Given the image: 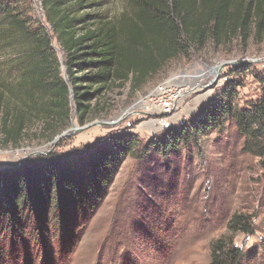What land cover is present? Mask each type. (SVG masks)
Here are the masks:
<instances>
[{"label":"trees","instance_id":"16d2710c","mask_svg":"<svg viewBox=\"0 0 264 264\" xmlns=\"http://www.w3.org/2000/svg\"><path fill=\"white\" fill-rule=\"evenodd\" d=\"M101 1L40 0L42 24L33 21L22 0H0V50L8 58L0 76V149L19 147L34 127L52 140L67 127L70 97L83 125L88 115L102 112L90 101H98L116 81L130 76L138 89L169 60L209 41L219 46L251 36L264 39V0H130L133 16L122 23L102 17ZM52 36L65 54L63 62ZM260 85L259 97L241 107L234 87H225L189 120L144 143L127 130L82 156L34 157L0 169L1 232L13 246L28 223L39 248L46 245L51 226L67 238L69 227L100 207L126 158H168L198 148L199 136L228 122L242 139V152L264 167V78ZM257 216L244 208L228 216L225 231L209 242L210 264H242L235 237L253 232Z\"/></svg>","mask_w":264,"mask_h":264},{"label":"rangeland","instance_id":"374dc122","mask_svg":"<svg viewBox=\"0 0 264 264\" xmlns=\"http://www.w3.org/2000/svg\"><path fill=\"white\" fill-rule=\"evenodd\" d=\"M22 1L33 21L44 24L40 0ZM100 3L106 20L122 23L133 16L130 0ZM52 47L63 62L65 54L53 36ZM5 54L0 50V76L6 74ZM263 78L264 39L251 36L246 42L236 39L219 46L209 41L186 57L169 60L138 89L132 88L130 76L126 82L109 85L98 101H90L102 112L88 115L83 125L76 116L75 98L70 97L65 135L53 142L54 138L47 140L39 128H32L19 147L0 149V169L34 157L82 156L110 135L127 130L144 143L168 126L189 120L225 87H234L240 107L255 101ZM168 81L183 89L174 110L155 118L138 113L141 108L134 104H143L156 87ZM89 123L96 124L78 130ZM197 141L198 148L183 149L168 158H126L100 207L69 227L67 238H60L59 229L51 226L46 245L39 248L37 234L28 223L24 237L13 246L0 230V264H210L209 242L225 231L228 216L242 208L258 213L253 232L235 237L243 251L242 264H264V167L260 159L242 152V139L231 122Z\"/></svg>","mask_w":264,"mask_h":264},{"label":"built area","instance_id":"2783aa9c","mask_svg":"<svg viewBox=\"0 0 264 264\" xmlns=\"http://www.w3.org/2000/svg\"><path fill=\"white\" fill-rule=\"evenodd\" d=\"M183 89L172 84H161L144 100L138 113L153 118L170 114L183 95Z\"/></svg>","mask_w":264,"mask_h":264},{"label":"water","instance_id":"95a60500","mask_svg":"<svg viewBox=\"0 0 264 264\" xmlns=\"http://www.w3.org/2000/svg\"><path fill=\"white\" fill-rule=\"evenodd\" d=\"M225 64V63H224ZM221 66H223V64H221ZM213 82V81H212ZM211 84V83H210ZM94 124H96V123H89V124H87V125H85V126H83V127H80V128H78V130L79 131H82V130H84V129H87L88 127H90V126H92V125H94ZM99 124H101V123H99ZM65 133L66 132H62V133H60L59 135H56L55 137H54V139H53V142H57L61 137H63L64 135H65Z\"/></svg>","mask_w":264,"mask_h":264},{"label":"bare ground","instance_id":"6f19581e","mask_svg":"<svg viewBox=\"0 0 264 264\" xmlns=\"http://www.w3.org/2000/svg\"><path fill=\"white\" fill-rule=\"evenodd\" d=\"M172 80V79H171ZM170 81H168V83H169ZM134 106H139V107H142V102L141 101H139V102H137V103H135L134 104Z\"/></svg>","mask_w":264,"mask_h":264}]
</instances>
